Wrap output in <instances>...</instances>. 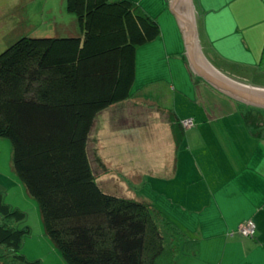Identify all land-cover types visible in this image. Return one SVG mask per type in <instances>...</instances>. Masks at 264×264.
<instances>
[{
    "label": "crops",
    "instance_id": "1",
    "mask_svg": "<svg viewBox=\"0 0 264 264\" xmlns=\"http://www.w3.org/2000/svg\"><path fill=\"white\" fill-rule=\"evenodd\" d=\"M131 1L156 19L160 36L136 50L131 98L93 122L87 153L98 184L106 193L151 204L180 230L173 264H264V116L240 105L232 113L212 108L215 96L201 90L210 87L183 59L168 0ZM65 4L58 0L57 7L45 5L42 11L55 19L57 10L66 12ZM193 5L202 51L218 71L243 81L264 75V0H193ZM11 19L12 0H0V43L12 34ZM78 34L72 23L64 36ZM172 115L195 123L184 129L178 147ZM248 220L255 225L253 238L236 233ZM185 242H195L196 251L189 252ZM52 252L49 264H65L58 250Z\"/></svg>",
    "mask_w": 264,
    "mask_h": 264
},
{
    "label": "trees",
    "instance_id": "2",
    "mask_svg": "<svg viewBox=\"0 0 264 264\" xmlns=\"http://www.w3.org/2000/svg\"><path fill=\"white\" fill-rule=\"evenodd\" d=\"M66 12L78 35L22 37L0 53V138L12 169L65 264H173L180 230L151 204L106 193L87 153L96 116L131 98L136 50L159 24L131 0H66ZM181 121L172 115L177 147ZM24 220L0 193V264H40L21 253Z\"/></svg>",
    "mask_w": 264,
    "mask_h": 264
},
{
    "label": "rangeland",
    "instance_id": "3",
    "mask_svg": "<svg viewBox=\"0 0 264 264\" xmlns=\"http://www.w3.org/2000/svg\"><path fill=\"white\" fill-rule=\"evenodd\" d=\"M57 3L58 0H55L54 2H51L50 0H34L33 2H30V0H12V19L9 21V23L12 24V34L8 35L6 42L3 41L0 43V53L22 37H45L55 35L63 37L65 31H69L72 28V23H76L75 17L67 12H64L62 15H60V12L56 9V17L53 19V17H50V14L49 16H46V14L42 11L45 5L53 4L57 7ZM167 6L168 5L166 4V7ZM167 11L170 13L169 8ZM8 20L9 19H5V23L8 22ZM184 70L189 83H195V81L192 82L190 80L187 70ZM178 77L181 78L182 76L179 75ZM193 78L194 77H192V79ZM251 81L264 84V75L257 74L251 79ZM182 84L183 87L187 89L188 86H185L183 81ZM195 87L196 86L192 84L193 96L195 95ZM201 90H203L205 95L211 93L213 97L215 96L213 100L215 103L211 100L212 108L214 107L213 105H215L219 110L225 111V113L235 112L236 105H240V109L246 108L241 104H237L231 100H228V98L211 90V88H208L207 90L206 88H202ZM208 106L209 105H207V107ZM249 111L264 116V111L262 110L249 108ZM11 154L12 149L10 142L6 139L0 138V190L4 192L2 195L5 204L11 206L12 208H17L25 214V220L22 223H19L17 227L23 228L27 226L30 229V236L24 240L21 253L28 260H37L38 258H42L45 260L44 264L53 263L54 254L52 251L55 249L57 250V248L44 233L38 203L34 198L27 194L25 188L19 182L12 169ZM91 166L94 170V173L96 174V167L94 163H91ZM114 194H117L116 196H125L121 192Z\"/></svg>",
    "mask_w": 264,
    "mask_h": 264
},
{
    "label": "water",
    "instance_id": "4",
    "mask_svg": "<svg viewBox=\"0 0 264 264\" xmlns=\"http://www.w3.org/2000/svg\"><path fill=\"white\" fill-rule=\"evenodd\" d=\"M184 44L183 59L192 75L228 99L245 107L264 111V84L243 81L218 71L206 56L199 42L193 0H168Z\"/></svg>",
    "mask_w": 264,
    "mask_h": 264
},
{
    "label": "built area",
    "instance_id": "5",
    "mask_svg": "<svg viewBox=\"0 0 264 264\" xmlns=\"http://www.w3.org/2000/svg\"><path fill=\"white\" fill-rule=\"evenodd\" d=\"M181 125L183 126V128H191L195 125L193 119H187V120H183L181 121ZM237 234H239L242 237L245 238H253L255 235V225L253 223V221L248 220L246 222H244L243 224H241L236 231Z\"/></svg>",
    "mask_w": 264,
    "mask_h": 264
}]
</instances>
